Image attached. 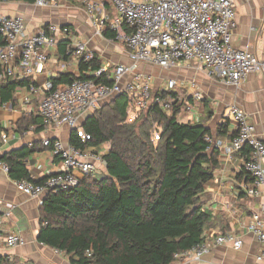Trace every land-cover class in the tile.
<instances>
[{"label":"built area","instance_id":"obj_1","mask_svg":"<svg viewBox=\"0 0 264 264\" xmlns=\"http://www.w3.org/2000/svg\"><path fill=\"white\" fill-rule=\"evenodd\" d=\"M50 1L36 0L34 5L45 8ZM82 2L98 32L108 31L114 42L125 46L130 64L116 65L112 70L106 66L97 70L87 67L88 79L75 80L64 89L53 90L51 81L47 80L42 86H31L14 95V100L23 105H30L32 97L40 95V104L34 112L37 117L47 127H66L75 134L80 144L74 146L59 138L42 140L41 148L59 161L55 172L48 174L41 184L14 181L18 192L40 204L52 191L70 190L82 178L93 176L99 170L106 174L103 156L108 153L109 147L88 146L91 138L79 121L83 115L93 114L121 95L129 96L128 124L135 122L139 114L151 106L158 107L166 115L171 114L175 102H179L172 95L177 81H167L164 89L156 95L151 76L138 71L140 65L169 71L182 63H197L206 69L209 78L233 87L240 86L252 73L264 78V62L232 46L237 0H106L112 9L110 12L101 0ZM0 37L4 42L0 45V70L8 78L19 81H33L37 76L46 74L48 52L60 43L67 44L66 55L78 60L79 64L89 66L95 59L92 51L65 26L49 24L28 35L22 18L0 15ZM130 75V80L124 82V78ZM104 79L110 84L102 82ZM162 93L167 94L160 95ZM192 99L199 102L201 96L194 91ZM7 107L8 104H3L0 109ZM229 113L235 135L229 139L206 136L205 142L209 145L207 150L214 149L219 156L230 161L244 150L248 154L242 159L241 172L245 176L240 188L248 198L259 201L257 209L249 217L247 230L259 243L257 260L264 261V142L257 137L245 112L232 107ZM3 130L0 132V157L3 155L2 148L17 136L14 132L7 134ZM34 132L35 127L30 126L23 135ZM158 137L155 136V140ZM0 170L8 176L5 163L0 162ZM245 178H248L247 182ZM7 207L9 211L0 215V250L24 244V238L19 233L4 231V221L10 216L13 206ZM221 246L239 251L242 240L232 234H217L212 238L203 236L199 245L176 254L174 259L200 262L203 256ZM86 256L90 257L91 253L87 252Z\"/></svg>","mask_w":264,"mask_h":264},{"label":"trees","instance_id":"obj_2","mask_svg":"<svg viewBox=\"0 0 264 264\" xmlns=\"http://www.w3.org/2000/svg\"><path fill=\"white\" fill-rule=\"evenodd\" d=\"M0 2L34 5L36 0ZM104 35L113 38L108 31ZM3 43L0 37V45ZM64 48L60 55L67 58ZM87 67L99 68L95 59L89 66L80 63L79 77L65 74L51 78L53 90L88 79L84 75ZM0 76V108L3 104L14 107L18 91L36 86L32 80L8 78L1 70ZM102 82L110 84L106 79ZM128 107L129 96H117L81 126L91 138L88 146L108 145L103 156L106 174L84 177L67 191H52L41 204L38 242L64 253L71 264H171L176 254L203 241L210 214L202 209L200 198L218 167L219 156L216 150H207L209 130L201 124L179 123L178 102L169 115L151 106L132 124L127 123ZM30 126L37 133L45 128L39 117L23 114L15 129L0 126V132L22 135ZM224 131L221 127L218 133ZM69 144L80 145L74 133H70ZM35 146L0 157L12 181L41 184L45 180H32L27 169ZM241 155L242 159L248 156L245 150ZM239 176L245 175L241 172Z\"/></svg>","mask_w":264,"mask_h":264},{"label":"crops","instance_id":"obj_3","mask_svg":"<svg viewBox=\"0 0 264 264\" xmlns=\"http://www.w3.org/2000/svg\"><path fill=\"white\" fill-rule=\"evenodd\" d=\"M101 1L110 12L111 8L106 0ZM78 2L81 3L82 0H74L71 3H68V0H51L45 8L21 2H0V15L22 18L28 35L49 24L68 27L77 40L92 51L99 67L106 66L112 70L116 65L128 66L130 61L125 46L114 42L113 38H106L104 32L99 33L89 19L83 2L80 6L77 5ZM235 11L236 27L232 34V46L249 52L264 62V0H237ZM64 47L58 45L49 50L47 73L33 80L36 87L59 75L71 74L79 77L78 60L72 56L64 58L60 55ZM138 71L151 76L154 92L163 90L169 80L177 81V87L172 94L180 105L179 123L201 124L209 130L213 139H229L235 135L229 110L236 107L248 115L257 137L264 142V78L261 75L249 74L245 82L233 87L209 78L206 69L197 63L180 64L169 70L164 80L161 75H153L157 73L155 67L140 65ZM84 75H87V70ZM131 77L132 75L124 78V82L129 81ZM24 91L25 89L20 90L17 94ZM194 91L201 96L199 102L192 99ZM40 100V95H34L30 105L16 101L14 107L8 104L6 109H0L2 128L15 129L23 114H35ZM90 115H83L79 119L81 126ZM221 127L225 131L219 134ZM15 134L16 138L2 148L3 155L24 147L31 148L36 144V151L29 156L26 163L32 180L43 179L55 172L59 161L43 150L40 143L44 139L57 138L68 143L70 131L66 127L45 125L44 131L39 133L25 136ZM242 162L241 154L231 161L218 156V167L213 173V178L204 186L200 198L202 209L210 214V221L203 236L212 238L217 234H232L242 240L241 249L234 251L228 246H221L203 256L200 262L180 258L171 264H264V261L257 260L259 243L247 230L249 217L257 209L259 201L248 198L241 191L240 184L244 180L239 176ZM8 205L13 208L10 210V216L4 221V231L19 233L24 238V244L0 250V264H71L67 255L38 242L40 202L18 192L14 181L0 170V215L8 210Z\"/></svg>","mask_w":264,"mask_h":264},{"label":"rangeland","instance_id":"obj_4","mask_svg":"<svg viewBox=\"0 0 264 264\" xmlns=\"http://www.w3.org/2000/svg\"><path fill=\"white\" fill-rule=\"evenodd\" d=\"M72 1H69L68 0V3H71ZM78 6H80V5H82V2L81 3H79L78 2V4H77ZM111 11H112V9H111ZM156 70H157V73H155V74H153V75H155V76H157V75H161V78H162V80H164V79H166V77L168 76L166 73L167 72H169V71H164V70H161V69H158V68H156ZM177 109V108H176ZM142 114V116H144V114L145 113H141ZM158 135V134H157ZM105 175V172H102L101 173V170H99L98 171V173L97 174H94L93 176H89V177H95V178H98V177H101V176H104Z\"/></svg>","mask_w":264,"mask_h":264}]
</instances>
